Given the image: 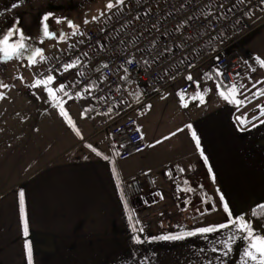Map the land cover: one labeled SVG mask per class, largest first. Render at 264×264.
Segmentation results:
<instances>
[{
    "label": "crops",
    "instance_id": "1",
    "mask_svg": "<svg viewBox=\"0 0 264 264\" xmlns=\"http://www.w3.org/2000/svg\"><path fill=\"white\" fill-rule=\"evenodd\" d=\"M246 22L252 30L233 50L264 59V7L247 17ZM52 55L35 65L45 63ZM11 61L18 63L20 70L3 82L10 86H22L21 74L27 59ZM239 74L235 78L239 84L252 85L264 80V69L260 67L254 72L244 68ZM74 79L75 71L69 69L57 75L51 86L58 88L61 83ZM256 87L260 89L264 85L257 84ZM14 90L17 91V87ZM35 90L39 96L31 105L36 109L44 108L50 123L56 128V142L61 140L63 143L60 145L61 152L29 167L19 150L17 138L6 137L5 130L0 128V264H27L26 241L32 245L33 264H207L209 259L213 260V264H220L214 260L219 253H212L210 249L214 241L226 238L230 230L182 241L151 240L153 235L140 238L145 242L136 244L133 236H139L141 232L132 231L128 216H132L134 223L139 222L136 228L140 229L142 214L151 209L154 211L156 206H187L190 202L198 210L201 205L211 206L213 202L219 204L222 210L219 196L223 194L234 216H241L264 204V124L260 123L264 117L259 116L260 109L257 107L264 105V97H253L251 103L239 112L227 102H212L211 97L205 98L206 102L200 108L193 104L189 106L193 116L191 124L201 140L208 164L200 157L195 143L191 146L190 155L174 160L164 158L162 163L153 164L156 160L151 155L153 147L149 145H154L157 139L155 136H148L151 138L148 139L143 130L147 144L143 152L145 155L140 164L134 163L137 166L130 171L127 170L128 163L123 164L126 159H121L116 152L109 132L103 129L102 117L95 112L86 95L69 99L63 93H57L66 101L62 106L83 136L81 140L59 114V109L52 106L44 88L41 86ZM8 102L0 101V123L4 119L3 112L9 109ZM244 113H248L249 118L252 115L259 117L252 122L256 127L249 124L246 130H238L233 117ZM138 125L142 130L139 122ZM159 140L164 143L163 137ZM88 144L101 155L97 156L85 146ZM162 148L164 151L172 149L169 143ZM104 156L108 159L105 160ZM7 162L11 166H6L10 165ZM171 162L184 169L181 178L175 182H168L162 170ZM209 166L216 177L215 182L209 174ZM140 170L153 175L157 188L141 196L142 203L136 205L126 193L125 181ZM189 188L193 191H187ZM21 190L25 193L29 223L27 237L20 221L18 194ZM121 191L124 201L120 199ZM125 201L128 204L127 213ZM224 222L226 220L220 223ZM162 224V227H156L158 233L155 236L173 233L167 232L169 225ZM210 225L214 223L198 227ZM150 230L155 229L151 226ZM244 246L245 242L239 240L232 253L224 258L223 264H240ZM201 248L209 251L200 253Z\"/></svg>",
    "mask_w": 264,
    "mask_h": 264
},
{
    "label": "built area",
    "instance_id": "2",
    "mask_svg": "<svg viewBox=\"0 0 264 264\" xmlns=\"http://www.w3.org/2000/svg\"><path fill=\"white\" fill-rule=\"evenodd\" d=\"M210 3L212 6L206 7ZM263 7L264 0H191V3L188 0H135L103 23L89 27L81 40L38 65L33 70V77L40 78L41 73L56 77L65 72L64 64L75 63L77 66L71 68L75 71V79L65 84L68 85L65 90L71 97L87 96L95 112L102 117L103 129L109 132L119 157L126 159L147 148L144 137L140 138L143 133L138 125L139 118L148 111L146 105L156 98L161 99L162 95L167 98L175 87L179 91L187 89L186 100L194 95L196 85L185 79L188 74L204 66L211 74V70L218 67L225 73L219 79L230 84L235 81L236 73L244 68L252 70L259 67L255 62L256 56L240 54L233 49L252 30L247 25V17ZM149 11L150 15L146 16ZM209 13L208 19H204V15ZM193 15L200 17V21H189L192 26L187 30L177 29L178 24ZM137 16L140 19H135ZM217 16L224 18L217 21ZM153 23L157 28L151 27ZM165 31L172 33L171 37L161 35ZM140 33L142 36L137 47L141 50L151 48L150 42H155L156 48L151 50V55L146 51L138 52L137 47L132 46L133 38ZM181 33L185 37L191 34L193 38L187 40L183 47H177L181 42L177 37ZM120 40L125 43L120 44ZM165 44L173 49L171 54L166 53L165 58L152 63L151 67L143 64V59L151 60ZM133 57L132 65L125 63L126 59ZM104 64L108 67H103ZM189 64L195 67H189ZM125 67L128 72L124 71ZM165 70L168 75H165ZM171 76L176 78L173 80ZM131 84H135L137 90L131 89ZM86 88L89 91H85ZM156 88L160 91H154ZM206 88L209 89L200 83L201 91ZM136 94H139V102ZM177 165L171 162L163 167L168 182L181 178ZM169 171L172 178L167 175ZM156 188L153 175L143 170L125 181L126 193L131 199Z\"/></svg>",
    "mask_w": 264,
    "mask_h": 264
},
{
    "label": "rangeland",
    "instance_id": "3",
    "mask_svg": "<svg viewBox=\"0 0 264 264\" xmlns=\"http://www.w3.org/2000/svg\"><path fill=\"white\" fill-rule=\"evenodd\" d=\"M133 1L135 0H125L123 5H118L115 0H0V30H7L9 27L20 28L30 38L27 43L32 47L42 48L44 57L48 58L53 53L75 43L78 39H82L89 27L103 23L110 15L119 12L129 2ZM109 2L114 4L112 9L106 7ZM13 4H16L17 7L13 8ZM49 12L53 16L49 18L48 23L50 30L57 33L56 39H46L42 35L41 20ZM57 18L61 19L62 22L60 24L55 22ZM67 20H71L78 26L77 35H72L73 29L68 28ZM85 20L88 21L87 24L84 23ZM61 32L65 34L64 41L59 40ZM80 33H83V35H80ZM2 34L3 32L0 31V35ZM42 39L44 40L43 44L40 43ZM51 43H53V47ZM38 61L41 62L40 60ZM37 66H29L27 63L21 74V80L24 83L22 86L12 84L6 90L5 88H0V92L5 90V98L0 99V101H9V109L3 112L4 119L2 118L3 121L0 123V128L5 130L4 134L6 137L15 136L17 138L16 142L19 150L24 155L25 164L29 167L41 164L47 158L61 152L60 145L63 143L61 140L56 142V128L50 123V118L46 115L44 108L39 107L36 109V107L31 105L39 96L35 88L28 87L36 80L32 78L33 70ZM18 70H20V65L15 61L0 62V81H8L10 79L9 76L16 75L19 72ZM206 72L207 67L204 66L191 75L195 80L206 84L211 90L206 93L205 98L211 97L212 102L215 103L223 101L216 89L217 81L212 78L210 80L203 79V74ZM243 85L251 88L252 92H256L259 89V87L252 88L251 84ZM16 87L17 91L14 90ZM130 88L137 90L135 84H131ZM178 91L179 88L175 87L169 92L166 99L156 98L152 100L149 103L151 108H148L147 113L138 120L141 124L142 132L143 130L145 131L147 138L148 136H155L159 140L160 137H163V139L165 136L170 137L166 141L164 140V143H154L151 155L156 161L153 164L162 163L164 158L174 160L188 154L190 155L191 146L195 143L191 138V132L184 126L191 124V119L193 118L189 106L193 104L200 108L201 105L198 100L185 99L189 106L182 108L180 98L176 95ZM1 116L2 111L0 110ZM181 128L184 131L177 132V129ZM173 132H176L175 136L171 135ZM168 143L172 149L164 151L162 147ZM144 151L134 154L128 159L126 158L127 161L125 160L123 164L128 163L127 170L132 171L137 166L134 164L136 162L140 164L141 158L145 155ZM6 166H11V164ZM134 202L136 205L141 204L142 198H134ZM194 205V203L189 202L187 206L177 204L153 207L154 211L151 209L149 212L142 214L141 228L144 231L139 234V237L148 238L155 236L158 233L156 227H162V223L169 225L167 232L174 233L184 228H194L202 224H218L227 218V214L223 212V208L222 210L219 209V204L217 203L211 202V206H208V204L201 205L198 210H195ZM213 206L215 210H213ZM151 226L155 230H150Z\"/></svg>",
    "mask_w": 264,
    "mask_h": 264
},
{
    "label": "snow or ice",
    "instance_id": "4",
    "mask_svg": "<svg viewBox=\"0 0 264 264\" xmlns=\"http://www.w3.org/2000/svg\"><path fill=\"white\" fill-rule=\"evenodd\" d=\"M139 2V0H138ZM189 3H191V0H188ZM243 2V0H241ZM115 3L118 5H123L125 3V0H115ZM211 3L209 5H206V7H211ZM13 8L17 7L16 4L12 5ZM106 7L108 9H112L114 7V4L109 2ZM181 7H184V5H181ZM220 7H223V5H220ZM232 9H228L227 11H231ZM146 16L150 15V11L145 13ZM204 15V14H202ZM208 15H204V19H208ZM52 13H47L43 16L41 20V31L42 35L46 39H56L57 33L55 31L50 30V25L48 23L49 18L52 17ZM224 17L217 16L216 20H220ZM95 19V17H93ZM135 19H140L139 16L135 17ZM189 21H200V17L198 16H189L185 21H182L180 24L177 25V29H185L187 30L188 27H191L192 25L189 23ZM57 24H60L62 21L61 19L57 18L55 21ZM68 28L73 29L72 35H77V29L78 26L75 25L71 20L66 21ZM85 24L88 23L87 20L84 21ZM152 28H157V25L155 23L152 24ZM3 32L2 35H0V62L3 61H11L13 59H23L26 57L27 63L29 66H33L37 62V58L39 60L43 61L45 59L43 55V49L40 47H32L27 41L30 39L28 36L25 35V33L18 27H9L7 30H0ZM80 35H83V33H80ZM161 35L169 36L171 37L172 33L165 31L162 32ZM140 36H142V33L135 36L132 40V46L137 47ZM180 39V43L177 44V47H183L184 43L192 39V35L183 36L181 33L180 36L177 37ZM59 40L64 41L65 40V34L60 33L59 34ZM120 44H124V40L119 41ZM175 43V41H173ZM41 44L44 43V40L42 39L40 41ZM151 48L146 50H141L139 47H137L138 52L146 51L149 55H151V50L156 48V44L154 41L150 42ZM71 47V46H70ZM123 51H126L124 49ZM173 51L172 48L168 47L167 44L164 45L162 50H159L156 52L155 56H152L151 60L149 59H143V64L151 67L152 63H159L160 60L165 58V54H171ZM87 55V53H85ZM143 58V57H142ZM134 57L131 59H126L125 63L128 65H132L134 63ZM218 59V58H217ZM255 62L259 65L260 68L264 69V59H261L260 57L255 58ZM245 64L247 62L245 61ZM77 65L75 63H66L63 65L64 71H68L71 68L76 67ZM103 67L107 68L108 65L104 64ZM123 67V65H121ZM189 67H195L194 64H189ZM52 70L50 69L49 72ZM97 71H100V69H97ZM125 72H128V68H124ZM211 71L215 72V75L218 78L224 77L225 73L218 67L213 68ZM252 71H256L255 68L252 69ZM40 78H37L34 83L28 85L30 88H38L43 86L44 90L47 93L48 100L51 102L52 106L54 108L59 109V114L65 119V121L68 123L69 127L76 133V135L82 140L83 136L79 132V130L76 128V125L74 122L70 119V117L67 114V111L62 106L64 103H66L65 100L58 97L57 93H63L64 96L71 99V95L65 90L68 85H65L64 83H61L58 88H54L51 85L55 82L56 77L51 74H39ZM80 75H83L81 73ZM165 75H168L167 70H165ZM239 73H236V76H239ZM204 76L208 79H211L210 73L206 72L204 73ZM175 76H171V79H175ZM22 79V78H21ZM121 79H126V77H121ZM160 79H163L161 77ZM185 79L189 82H192L196 85V91L193 96H191L190 100H198L199 104H204L205 101V94L210 91V89H204L203 91L200 90V81H194L193 76L191 74H188ZM257 84L264 85V80L256 81L252 84V88H256ZM191 86V85H189ZM10 85L5 84L3 81H0V88H9ZM216 89L218 92L219 97L226 101L228 104L233 105L237 112L241 110V108L246 107L247 104L251 103V100L253 97L259 98L264 97V88L257 89L256 92H252L251 88H247L243 84H238L237 82L233 81L230 84L225 83L223 79H220L216 83ZM85 91H89V89H85ZM119 91V89H117ZM154 91L159 92L160 90L158 88L154 89ZM251 93V95H249ZM187 94V89H181L176 93V95L180 98V105L182 108H187L189 104L185 102V96ZM79 96V93L77 94ZM137 95V102H139V94ZM5 96L3 92H0V99H4ZM38 98V97H37ZM165 96H161V99H165ZM149 109L151 108V105H146ZM257 107L260 109L259 116L264 117V105H257ZM259 117L256 115H252L251 118H249L248 113H244L243 115H235L233 117L234 123H237L238 130L244 131L246 130L247 126L251 124L252 127H256L257 125L255 123H252L253 121L258 120ZM260 123L264 124V120H260ZM186 129H188L191 132V138L195 142V148L199 152L200 157L203 159L205 164H208V157L204 153V149L201 146V140L199 136L197 135L196 131L193 129L192 124H186L184 126ZM137 131H140L138 128ZM184 131V129H177V132ZM172 136L176 135V132L171 133ZM143 139V135L140 137ZM170 137L165 136L164 140L169 139ZM162 141L157 140L156 144L161 143ZM86 147L90 148L97 156H100L101 153L97 151L96 148H94L91 144L85 145ZM154 145H149V147H153ZM139 150V149H138ZM105 160L108 159L107 156L103 157ZM177 170L180 173L184 172V169L181 168L179 165L176 166ZM209 174L211 175L212 181L215 182L216 177L212 173V168L209 166L208 168ZM113 173L115 174V170H113ZM169 178H172V172L169 171L167 173ZM119 183L117 184V188H119ZM187 191H193L191 188L187 189ZM217 192H219V189H217ZM19 213H20V221L23 228V233L25 237L29 235V223L28 218L26 214V207H25V193L24 191H20L19 194ZM161 198H163L161 196ZM120 199L122 201L125 200L124 193L121 191ZM219 199L222 203L223 212L227 214L226 222L214 224L210 226L205 227H198L194 230L189 231H178L176 233H169L166 235H160V236H154L151 237V240H163V241H182L189 237H195V236H204L207 237V234H212L219 232L221 230H230L226 234V238L220 239L219 241H214L213 246L211 247L210 251L212 253H219L216 257H214L215 261L220 262V264H223V260L225 257H228L230 253H232L234 245L239 241L243 240L245 242V246L243 248V251L240 255V264H264V233H257L253 224L249 222L244 216H234L233 212L229 208V204L225 201V197L223 194H220ZM261 209H264V205L259 206ZM125 212H128V204L125 201L124 204ZM213 210H215V207L213 206ZM253 217L257 215L255 211L252 212ZM264 218V217H262ZM128 223L130 227L132 228V231L135 233L137 231L143 232L144 229L136 228V223H139L138 221L136 223L133 222V218L131 215L128 216ZM133 239L136 244H142L145 241L141 240L139 236H133ZM219 245L218 248L216 245ZM25 250H26V258H27V264H33L32 260V245L30 242H25ZM200 253H204L206 251H209L206 248H201ZM200 264H203V262H200ZM207 264H213V260L209 259L207 260Z\"/></svg>",
    "mask_w": 264,
    "mask_h": 264
},
{
    "label": "trees",
    "instance_id": "5",
    "mask_svg": "<svg viewBox=\"0 0 264 264\" xmlns=\"http://www.w3.org/2000/svg\"><path fill=\"white\" fill-rule=\"evenodd\" d=\"M39 58H37V61ZM211 77L212 79H215L216 81L220 80L216 75L215 72L211 71ZM205 80H208V78L205 77ZM264 205V204H262ZM260 206V205H259ZM259 206L254 207L249 211L247 215H241L244 216L249 222H251L256 230L257 233H264V209H261ZM255 211L257 215L253 217L252 212Z\"/></svg>",
    "mask_w": 264,
    "mask_h": 264
}]
</instances>
